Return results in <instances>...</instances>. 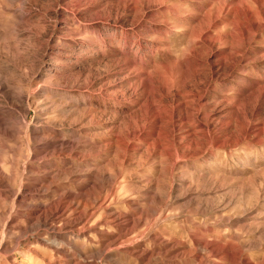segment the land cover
Here are the masks:
<instances>
[{
	"label": "rangeland",
	"instance_id": "1",
	"mask_svg": "<svg viewBox=\"0 0 264 264\" xmlns=\"http://www.w3.org/2000/svg\"><path fill=\"white\" fill-rule=\"evenodd\" d=\"M0 168V264H264V0H0Z\"/></svg>",
	"mask_w": 264,
	"mask_h": 264
},
{
	"label": "bare ground",
	"instance_id": "2",
	"mask_svg": "<svg viewBox=\"0 0 264 264\" xmlns=\"http://www.w3.org/2000/svg\"><path fill=\"white\" fill-rule=\"evenodd\" d=\"M0 171H1V168H0ZM2 172V171H1ZM0 186H3L5 187L4 189L2 190H5L7 192H11V194H14L15 198H17V194L14 193V191L12 190L13 188V184H11L10 181H8L7 179L5 178H1L0 177ZM86 200V199H85ZM83 201V199L81 200ZM70 205H72L71 203L72 202H69ZM85 203V202H84ZM79 204V203H78ZM74 205V204H73ZM92 205V204H90ZM69 207V206H68ZM87 208V206H85ZM71 208V206L69 207ZM85 208V209H86ZM73 209V208H72ZM65 210L67 211V207H62L60 206V204H57L55 207L51 208V211L49 213H45L44 215H40L38 217L35 218V220L38 222V225L39 226H45L49 223V221L53 220L55 221L56 219L58 220L59 219V222L61 223L60 224V228H58L59 230H62L64 227H66L67 225H71L70 223H76L79 224V223H84V226L83 228H85L87 226V224L89 223L90 221V218L92 216L93 213L91 212H80V215L77 216L76 218H74L72 221L69 219V217H65L66 215V212ZM47 211V210H46ZM45 212V211H44ZM72 213L75 212V210H72L71 211ZM35 213V212H34ZM59 213V214H58ZM95 213V212H94ZM58 214V215H57ZM112 214V213H111ZM107 215V214H106ZM113 215V214H112ZM104 218V217H103ZM112 220V219H111ZM43 224V225H42ZM118 224V223H117ZM11 227V226H10ZM16 227V226H15ZM72 227V226H71ZM89 227V226H88ZM79 229V228H78ZM90 229V228H89ZM23 234L24 235H28L29 232H28V229L26 228H23ZM50 230V229H49ZM48 230V231H49ZM102 231V230H101ZM106 231V229H105ZM61 231H58L57 233H60ZM102 233V232H101ZM107 234V233H106ZM109 234V233H108ZM112 234V233H111ZM120 238V237H119ZM121 239V238H120ZM107 240V239H106ZM113 243H116L117 242V239H111Z\"/></svg>",
	"mask_w": 264,
	"mask_h": 264
}]
</instances>
